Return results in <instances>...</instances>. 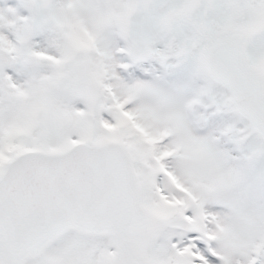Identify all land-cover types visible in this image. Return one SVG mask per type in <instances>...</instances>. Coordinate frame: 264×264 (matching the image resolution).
Segmentation results:
<instances>
[{"label":"snow or ice","instance_id":"snow-or-ice-1","mask_svg":"<svg viewBox=\"0 0 264 264\" xmlns=\"http://www.w3.org/2000/svg\"><path fill=\"white\" fill-rule=\"evenodd\" d=\"M0 264H264V0H0Z\"/></svg>","mask_w":264,"mask_h":264}]
</instances>
